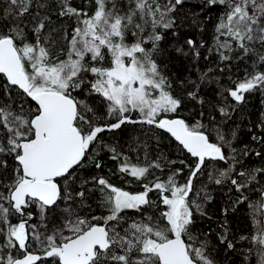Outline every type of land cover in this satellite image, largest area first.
<instances>
[{
    "label": "snow or ice",
    "instance_id": "snow-or-ice-1",
    "mask_svg": "<svg viewBox=\"0 0 264 264\" xmlns=\"http://www.w3.org/2000/svg\"><path fill=\"white\" fill-rule=\"evenodd\" d=\"M185 2L83 0L86 7H75L72 0H4L0 264H216L210 232L195 228L212 199L207 185L194 184L205 175L215 185L230 183L240 193L235 203L248 202L252 210L250 235L230 239L222 225L219 243L234 250L247 241L245 261L255 256V264H264V187L258 188L264 167H238L243 158L264 153L248 145L234 147L236 131L226 135L214 116L207 124L182 117L188 100L205 103L200 87L216 69L200 73L199 82L189 79L193 90L186 96L175 93L165 71L168 49L162 42L168 32L178 35L177 13ZM200 7L218 12L207 49L218 57V70L251 61V71L245 68L243 77H229L234 87L219 95L241 105L248 94H264V0H202ZM185 43L188 51L179 45L174 51L199 60L204 42L189 38ZM89 97L100 99L103 116ZM229 107L217 111L230 118ZM198 115L202 118L204 112ZM126 124L147 125L149 132L173 138L192 158L191 164L179 161L189 170L185 182L177 180L184 168L170 170L164 178L156 175L174 160L163 155L150 160L145 152L143 162L132 163L103 143L102 133ZM257 127L264 131V119ZM252 140L264 144V135ZM100 150L119 162L121 179L140 182L142 191L125 190L103 175L83 176L82 170L104 167ZM249 190L257 199L244 195ZM97 192L106 214L80 215L84 208L91 210L88 201ZM157 208L158 215L148 214Z\"/></svg>",
    "mask_w": 264,
    "mask_h": 264
},
{
    "label": "trees",
    "instance_id": "trees-1",
    "mask_svg": "<svg viewBox=\"0 0 264 264\" xmlns=\"http://www.w3.org/2000/svg\"><path fill=\"white\" fill-rule=\"evenodd\" d=\"M75 7H86L83 0H72ZM202 0H186L185 4L180 8L177 13L179 19V27L175 29L178 35H172L171 32L165 34V39L162 42L163 46L168 49V57L166 59V73L170 76L175 93L181 96H186L187 91H191L192 86L187 84L189 79L199 82L198 77L200 73L206 72L208 68L216 69V71L209 73L211 78L210 82H205L200 87L199 95L204 99L203 105L196 103L195 101L188 100L181 113L183 118L190 121L195 119H202L204 123H208L209 117L214 116L217 122H220V126L224 130L226 135H230L231 131L235 130L237 133L236 139L233 142V146L242 149L244 145H248L250 148L264 153V144H257L252 140L253 135H264V131L257 127L262 122V113H264V94L257 91L246 95V102L241 105L235 104L230 99L225 101L219 95V93L228 87H234L229 77L233 80L237 77H243L245 68L251 71V61L246 64L244 61L234 63L231 67L225 68L224 72H220L217 68L219 64L218 57L216 55H209L207 52L208 47L213 43V31L216 23L217 10L202 9L200 7ZM6 7L4 0H0V9ZM210 17V18H209ZM53 20L56 17L53 16ZM7 23V21H5ZM70 24V22H68ZM203 29V30H201ZM193 39L199 43L203 41L205 47L201 49V57L199 60L194 61L189 54L187 57L177 54L175 47L183 46L185 51H188V45L185 43L187 39ZM208 56V59H205ZM217 80L219 81L217 83ZM181 81L185 84L181 85ZM226 95V93H225ZM81 98H84L83 93L80 94ZM89 103L94 104L100 108L99 115H104V110L101 105V101L96 97H89ZM220 106H230V118H225L217 111ZM235 111H232V109ZM203 111L204 116L199 117V113ZM111 123L112 121H103ZM149 126L141 124H126L120 129L113 131H106L101 134V139L104 144L116 147L117 151L123 152L128 155L132 163L143 162L145 152L150 160H156L161 155L168 161H176L175 164L168 165L164 169L163 173L156 171V175L161 178L166 177L170 170L177 168H184L183 174L177 177L180 183L185 182L188 175V168L179 163L180 160H185L186 163L191 164L192 158L182 151L177 142L174 141L166 133L153 130L149 132ZM159 137V139H157ZM102 147V146H101ZM135 148L136 151L132 149ZM110 153L107 150H100L99 159L102 160L104 167L99 170L95 168H89L82 170L83 176L91 175H103L107 177L110 182L116 184L128 190L130 192L142 191L140 182L135 181L131 177H125L121 179V174L117 172L118 161H113L109 158ZM139 157V161L137 160ZM162 163L164 161H161ZM218 167H225L223 163H220ZM239 168H259L264 167V156L256 157L251 155L247 158H243V164L238 166ZM111 170V172H109ZM112 173H115L114 175ZM259 181V177H258ZM197 188L207 185V191L212 197L211 200L205 203L204 210L207 216H198L195 228L200 232H210L208 239L211 245L214 246L213 258L216 264H255V256L249 257L247 261L244 259V250L250 245L247 241H240L236 244L234 250H228L225 245L219 243L217 237L221 235L224 229L222 225L228 229V235L230 239H238L242 235H250L252 229L251 222V207L248 202L236 204L235 201L240 196L234 187L230 183H224L222 185H215L210 183L207 179V175L200 177L199 181H194ZM91 187V185H89ZM264 187V181H259L258 188ZM231 189V191H230ZM245 196L251 199H257L255 193L251 190L244 193ZM152 199H157L156 195L150 193ZM100 194L93 193L92 198L88 203L91 205V210L84 208L81 210L80 215H104L105 210L99 207ZM227 209V213H225ZM160 209H152L148 214L158 215ZM129 217L139 218L135 212H129ZM54 217L49 218V227H52L51 221ZM38 222V221H37ZM58 223V221H57ZM235 242V241H234Z\"/></svg>",
    "mask_w": 264,
    "mask_h": 264
},
{
    "label": "water",
    "instance_id": "water-1",
    "mask_svg": "<svg viewBox=\"0 0 264 264\" xmlns=\"http://www.w3.org/2000/svg\"><path fill=\"white\" fill-rule=\"evenodd\" d=\"M168 135V134H167ZM173 139V138H172Z\"/></svg>",
    "mask_w": 264,
    "mask_h": 264
}]
</instances>
